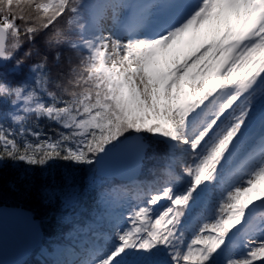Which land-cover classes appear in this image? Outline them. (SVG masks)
<instances>
[{"label": "snow or ice", "instance_id": "6c2138e0", "mask_svg": "<svg viewBox=\"0 0 264 264\" xmlns=\"http://www.w3.org/2000/svg\"><path fill=\"white\" fill-rule=\"evenodd\" d=\"M6 4L20 14L0 10L2 115L15 125L0 122V171L19 169L26 190L61 177L39 188L70 213L57 225L77 244L51 264L264 262V0ZM25 61L27 78L8 82Z\"/></svg>", "mask_w": 264, "mask_h": 264}, {"label": "trees", "instance_id": "16d2710c", "mask_svg": "<svg viewBox=\"0 0 264 264\" xmlns=\"http://www.w3.org/2000/svg\"><path fill=\"white\" fill-rule=\"evenodd\" d=\"M22 53L23 50L21 51V55ZM64 54L65 57L72 55L73 60L75 61V53H70L67 49H65ZM32 62L33 61H25V65L19 66V73H11L7 77L8 82L12 84L23 82L29 75L27 65ZM11 66H15L13 61L9 62V67ZM49 66L51 68L53 79L59 78L58 73L61 69H58L56 66L52 65L51 61ZM63 71L67 73L66 60L64 61ZM63 83H67L66 75L63 78ZM10 111H13V105L11 104V101L6 99L4 96H0V122H2L7 127H15L9 118H6L2 115V113ZM35 123L36 117L33 116L28 121V126L33 127L35 126ZM39 124L45 129V131L49 133V135H56V131L59 129V125L49 122L46 118H41ZM19 174L20 170L14 169L12 167H9L4 171H0V205L17 206L32 210L34 214L39 219H41V224L44 231V240H47L51 247L58 243H67L74 247L77 244V242H74L77 241V238L76 233L72 231V225L69 223L57 225V218H52V216L49 219H46L48 218V215H51L53 212L62 211L59 201H56L55 203L46 202V197L42 194L39 188V185L51 183L53 180H55L57 183H60L61 177L56 175L55 177H49L47 181L40 180L37 182V187L33 188L32 190H26L25 185L19 180ZM141 178H147V173H145V176H142ZM87 180L88 173L86 171H82L77 175L76 181H78L81 186L86 185ZM120 183L123 182L116 179L105 181L103 188L97 187L96 191L93 193V197L104 190V188H107L109 184ZM94 202L95 201L93 198H89L87 203H82L80 207L91 208L94 205ZM44 263H46V259H42V257L38 254L37 249L24 264Z\"/></svg>", "mask_w": 264, "mask_h": 264}, {"label": "water", "instance_id": "95a60500", "mask_svg": "<svg viewBox=\"0 0 264 264\" xmlns=\"http://www.w3.org/2000/svg\"><path fill=\"white\" fill-rule=\"evenodd\" d=\"M43 236L41 219L32 210L0 205V264H23L41 246Z\"/></svg>", "mask_w": 264, "mask_h": 264}, {"label": "rangeland", "instance_id": "374dc122", "mask_svg": "<svg viewBox=\"0 0 264 264\" xmlns=\"http://www.w3.org/2000/svg\"><path fill=\"white\" fill-rule=\"evenodd\" d=\"M197 43H200V42L197 41ZM190 50H191L190 47L187 46V45L181 46L180 49H179L180 59L183 60L184 55H186ZM124 182H126V181H123V183ZM77 183H78V181H77ZM57 201H59V200H57ZM59 203H60V207L62 208V205H61V202L60 201H59ZM61 214L68 215L70 213H68L66 211H64V212H62V211L61 212H53L51 215H48V218H46V219H49L51 216H52V218H54V217L57 218V216H59ZM35 217L38 218L36 215H35ZM74 242H77V241H74ZM57 246H65L68 249V254L65 257L66 259H72L73 258L72 257V254H71L72 246L70 244H67V243H58V244L54 245L53 247H51L50 244H49V242L47 240H44L43 239L41 246L38 247V254L42 257L43 260L46 259V263H44V264H51V261L55 258V255L53 253V249L55 247H57ZM44 252L49 253V254L48 255H42V253H44ZM256 264H264V262H262L260 260H257Z\"/></svg>", "mask_w": 264, "mask_h": 264}, {"label": "clouds", "instance_id": "9594fccd", "mask_svg": "<svg viewBox=\"0 0 264 264\" xmlns=\"http://www.w3.org/2000/svg\"><path fill=\"white\" fill-rule=\"evenodd\" d=\"M14 4H15V0H14ZM0 10H3L5 11V13L7 14L9 11L13 12V13H16L17 15L20 14V6H14L13 8L9 9L7 7V4H6V0H0Z\"/></svg>", "mask_w": 264, "mask_h": 264}]
</instances>
